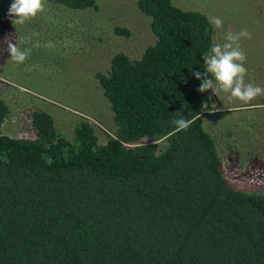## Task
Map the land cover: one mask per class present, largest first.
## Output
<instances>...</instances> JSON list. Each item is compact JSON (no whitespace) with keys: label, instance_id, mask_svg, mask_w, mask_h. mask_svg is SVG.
Instances as JSON below:
<instances>
[{"label":"trees","instance_id":"16d2710c","mask_svg":"<svg viewBox=\"0 0 264 264\" xmlns=\"http://www.w3.org/2000/svg\"><path fill=\"white\" fill-rule=\"evenodd\" d=\"M0 2L7 15L14 0ZM136 3L155 42L95 74L113 113L106 144L87 119L68 139L45 111L32 115L34 140L6 136L0 99V264H264V194L229 184L204 119L208 108L226 117L229 137L243 125L245 163L263 167L264 108L213 113L208 91H197L191 73L203 72L216 35L207 14L173 0ZM45 5L85 11L98 0ZM261 48L252 51L258 70ZM258 97L252 106L264 105ZM181 117L193 123L176 131Z\"/></svg>","mask_w":264,"mask_h":264},{"label":"rangeland","instance_id":"374dc122","mask_svg":"<svg viewBox=\"0 0 264 264\" xmlns=\"http://www.w3.org/2000/svg\"><path fill=\"white\" fill-rule=\"evenodd\" d=\"M173 3L187 11L220 17L223 27L215 28L214 43L223 44L229 30L238 33L247 29L252 33L251 39L239 41L247 56L245 82L264 88V66L257 69L262 61L252 53L264 46V0H173ZM13 19L1 13L0 8V99L10 109L3 134L34 140L32 115L45 111L53 116L57 128L68 139L79 121L87 119L97 126L100 142L106 144L112 134L113 113L95 74L107 73L116 54L140 59L155 42L150 19L140 12L136 0H98L97 9L85 11L45 5L43 12L24 24L14 26ZM118 28L129 35L119 34ZM8 41L17 43L22 50L30 49L24 62L11 59ZM209 78L214 79L211 74ZM208 94L213 113L264 108L252 106L262 102L260 97L244 103L219 86L217 95L212 90ZM211 113L208 108L205 125L217 140L229 184L240 191L264 194V165L255 168L245 163L247 147H243L242 137L237 135L245 132V128L238 124L233 137H229L227 130L232 127L226 128L223 121L226 117L213 118ZM233 114L230 118L237 121L252 118L249 112Z\"/></svg>","mask_w":264,"mask_h":264},{"label":"clouds","instance_id":"9594fccd","mask_svg":"<svg viewBox=\"0 0 264 264\" xmlns=\"http://www.w3.org/2000/svg\"><path fill=\"white\" fill-rule=\"evenodd\" d=\"M45 8V0H14L9 8V16L14 17L12 23L24 24L26 21L43 12ZM208 21L219 29L223 27V20L220 17L209 15ZM242 38L251 39L252 33L247 29L234 33L231 30L225 34V42L223 44L214 43L207 53H203L204 69L201 71H193L191 74L201 81L197 91L203 93L212 90L217 95L218 86L224 92L230 93L232 98L239 99L241 102L248 103L256 99L258 96L264 95V88L246 83L245 76L247 68L244 66L247 60L246 53L242 51L239 41ZM7 50L10 52L11 59L22 63L30 53V49L22 50L17 43L7 42ZM209 74L214 79H210ZM193 123L191 119L183 117L174 119L172 124L175 125L176 131L186 130Z\"/></svg>","mask_w":264,"mask_h":264}]
</instances>
